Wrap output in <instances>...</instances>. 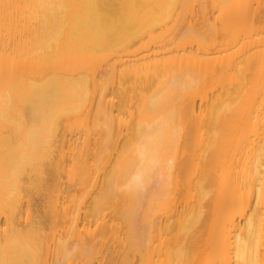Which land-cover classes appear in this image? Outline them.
Listing matches in <instances>:
<instances>
[{
    "label": "bare ground",
    "instance_id": "6f19581e",
    "mask_svg": "<svg viewBox=\"0 0 264 264\" xmlns=\"http://www.w3.org/2000/svg\"><path fill=\"white\" fill-rule=\"evenodd\" d=\"M0 264H264V0H0Z\"/></svg>",
    "mask_w": 264,
    "mask_h": 264
},
{
    "label": "snow or ice",
    "instance_id": "6c2138e0",
    "mask_svg": "<svg viewBox=\"0 0 264 264\" xmlns=\"http://www.w3.org/2000/svg\"><path fill=\"white\" fill-rule=\"evenodd\" d=\"M4 7H5V8H8V7H10V5H4Z\"/></svg>",
    "mask_w": 264,
    "mask_h": 264
}]
</instances>
